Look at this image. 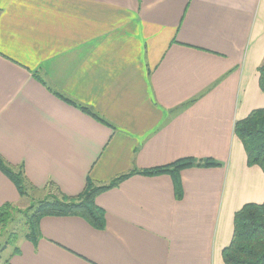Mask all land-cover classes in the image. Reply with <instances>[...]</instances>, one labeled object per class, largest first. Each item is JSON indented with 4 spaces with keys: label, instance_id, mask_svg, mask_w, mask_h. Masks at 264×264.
<instances>
[{
    "label": "crops",
    "instance_id": "1",
    "mask_svg": "<svg viewBox=\"0 0 264 264\" xmlns=\"http://www.w3.org/2000/svg\"><path fill=\"white\" fill-rule=\"evenodd\" d=\"M263 65L264 0H0V157L32 191L219 163L182 169L180 200L168 175L131 176L96 196L103 231L45 217L0 264H223L234 214L264 203L234 134L264 109ZM19 201L0 172V207Z\"/></svg>",
    "mask_w": 264,
    "mask_h": 264
},
{
    "label": "trees",
    "instance_id": "2",
    "mask_svg": "<svg viewBox=\"0 0 264 264\" xmlns=\"http://www.w3.org/2000/svg\"><path fill=\"white\" fill-rule=\"evenodd\" d=\"M259 87L264 93V65L258 69ZM67 104L71 102L64 100ZM77 107L81 112L91 115L87 109ZM94 119L104 123L102 120ZM234 134L240 141L248 167H258L264 174V109L252 112L246 119L235 123ZM219 167V163L210 160L183 159L175 163L148 169L134 170L121 176L105 186H95L87 181L83 192L75 198L57 194V198L43 199L27 217V233L24 235L35 245L40 239L39 222L45 217H74L83 220L92 229H105V213L95 205L97 195L115 188L123 180L140 175L145 177L168 175L173 183L175 199L182 197L179 173L182 169ZM0 172L13 184L19 197L24 196L22 186L32 190L23 175L22 167H12L0 157ZM13 205L0 207V224L8 221L7 217ZM17 238L10 237L13 243ZM223 264H264V203L245 204L233 216V232L229 245L221 252Z\"/></svg>",
    "mask_w": 264,
    "mask_h": 264
},
{
    "label": "rangeland",
    "instance_id": "3",
    "mask_svg": "<svg viewBox=\"0 0 264 264\" xmlns=\"http://www.w3.org/2000/svg\"><path fill=\"white\" fill-rule=\"evenodd\" d=\"M239 187L244 184V180L239 178ZM242 183V184H241ZM245 185L252 188L251 184L248 182ZM24 196H20V201L11 208L7 217L8 221L0 224V257L4 259L7 256V253L13 249L15 243H10V237L14 236L15 238L22 239L27 233V217L31 215L32 209L34 210L37 207L38 202L43 199H51V197L57 198V194L54 191H50L45 195L41 196L40 193H36L32 190L25 189L22 186ZM239 194H242V191H238ZM239 194H235V197L238 198ZM16 240V241H17Z\"/></svg>",
    "mask_w": 264,
    "mask_h": 264
}]
</instances>
